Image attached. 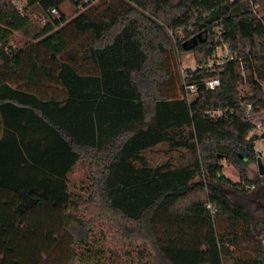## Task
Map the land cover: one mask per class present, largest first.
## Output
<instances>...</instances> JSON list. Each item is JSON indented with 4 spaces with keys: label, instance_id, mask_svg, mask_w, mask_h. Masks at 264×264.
<instances>
[{
    "label": "trees",
    "instance_id": "trees-1",
    "mask_svg": "<svg viewBox=\"0 0 264 264\" xmlns=\"http://www.w3.org/2000/svg\"><path fill=\"white\" fill-rule=\"evenodd\" d=\"M93 1L0 0V264H225L234 250L247 253L234 264H264L251 215L225 190H246L264 138L247 139L239 106L264 110V0ZM224 45L237 57L207 67ZM190 49L188 101L170 59ZM80 165L86 199L71 190Z\"/></svg>",
    "mask_w": 264,
    "mask_h": 264
},
{
    "label": "rangeland",
    "instance_id": "rangeland-1",
    "mask_svg": "<svg viewBox=\"0 0 264 264\" xmlns=\"http://www.w3.org/2000/svg\"><path fill=\"white\" fill-rule=\"evenodd\" d=\"M112 1L113 0H94L91 5L92 6L96 5V6H100L101 8H103L104 6H106L105 5L106 2L109 3ZM177 1L178 0H172L173 3ZM116 5L118 6L120 5V0H116ZM63 9L67 11L70 18L75 15L69 3L64 4ZM26 40H28V38L22 32H15L13 35V42L18 47L24 46ZM226 48L227 47L225 46V50H221L220 48L217 49V53L221 55L222 53L227 52ZM170 63L173 66V68L177 71L179 70L181 71L182 67L187 68V67H195L199 65L196 62V51L193 49L185 50V51L176 50L172 52ZM242 68H243L242 71H244V75L240 76L239 89L242 95L245 96V95H248L251 86L249 83L250 82L249 70L245 66ZM178 91H180V85L178 86ZM179 95L182 96V93H179ZM251 119L257 121L259 117L253 116L251 117ZM263 142L264 140L258 141L256 143V147L260 151L259 157L264 162V150L261 149L262 148L261 146L264 147ZM155 154L156 156L158 155L161 156V153L159 151L155 152ZM245 169H246V175L250 179V181H243L242 179V183L245 182V184H243L241 187L245 188L246 190L238 192L233 187H229V186L225 187V190L233 200L235 201L242 200V202L245 203L246 205L248 204V205L255 206L257 203V200L264 198V176H261L258 171L257 161L250 162L248 165L245 166ZM224 172L227 176H229L235 181L241 180L239 170L226 160L224 161ZM88 179L89 177H88V171L86 170V167H84L83 165L78 166L72 176L71 190L73 191V193H76V195L81 197L82 199H86L88 197V191H89V180ZM4 197H5L4 195L0 194V201ZM84 214L89 215V211L87 210L84 211ZM263 219H264V216H261V215L255 216L253 219V226H254L258 239L261 240L262 244L264 245V229H262V225H261L263 222ZM231 255H230L231 256L230 258L228 257L225 259V264H234V257H244L245 255H247V253H242L241 250H234L231 253Z\"/></svg>",
    "mask_w": 264,
    "mask_h": 264
},
{
    "label": "built area",
    "instance_id": "built-area-1",
    "mask_svg": "<svg viewBox=\"0 0 264 264\" xmlns=\"http://www.w3.org/2000/svg\"><path fill=\"white\" fill-rule=\"evenodd\" d=\"M5 1H9V0H5ZM11 1H13V3L17 7H19L20 9H23L27 5V0H11ZM80 9L81 10L84 9V6L81 5ZM31 11L36 17H38L42 20H45L47 18V12L45 10H43L39 4H35V5L31 6ZM51 13L53 15H59L60 14L58 8H52ZM225 46L226 45H224V47H220V49L225 50ZM226 47H227L226 48L227 52H224L221 55L218 54L217 50H216V52L214 54V58L211 61H209V63L206 64V66L207 67H213L215 64L222 65L229 60L235 59L237 57V55L230 53L228 46H226ZM202 66L203 65H200L199 67H202ZM244 66L247 68V66L245 64H243V62H240V65H239V75L240 76L244 75V71H242L243 70L242 67H244ZM192 68L196 69V68H198V66H195ZM185 71H186L185 68L182 67L181 75L183 78V80H182L183 88L181 90V93H182L181 97L190 101L192 99L193 95L197 92V85L195 83H187L185 81ZM204 83H205L207 88L215 89L221 84V80L219 77H210V78L205 79ZM239 106H241L244 109L247 118L249 120H251L255 125V128L253 129L251 134L247 137V139L250 140L252 135L255 133H257L259 135L264 134V110H262L260 112H254L252 103L250 101H245V102L239 103ZM211 114H214V113L211 112ZM253 116H258L259 119L257 121L252 120L251 117H253ZM207 206L209 208H211V204H208Z\"/></svg>",
    "mask_w": 264,
    "mask_h": 264
},
{
    "label": "crops",
    "instance_id": "crops-1",
    "mask_svg": "<svg viewBox=\"0 0 264 264\" xmlns=\"http://www.w3.org/2000/svg\"><path fill=\"white\" fill-rule=\"evenodd\" d=\"M264 140V138H261V139H259L258 141H263ZM257 141V142H258ZM256 142V143H257ZM264 143V142H263ZM262 148L261 149H263L264 150V147L263 146H261ZM257 148V147H256ZM257 151H258V153H259V155H260V151H259V149L257 148ZM164 158V157H163ZM225 173V172H224ZM250 178H252V177H250ZM263 200V201H262ZM237 202H239L240 204H242L243 206H245V208H246V210L249 212V214L251 215V217H252V220L254 219V217L255 216H257V215H261V216H264V198H262V199H260V200H257V203H256V205L255 206H252V205H246L245 203H243L242 202V200L241 201H237ZM255 211H256V213H255ZM263 211V212H262ZM264 219H263V222H262V229H264Z\"/></svg>",
    "mask_w": 264,
    "mask_h": 264
},
{
    "label": "water",
    "instance_id": "water-1",
    "mask_svg": "<svg viewBox=\"0 0 264 264\" xmlns=\"http://www.w3.org/2000/svg\"><path fill=\"white\" fill-rule=\"evenodd\" d=\"M199 36H201V34H199ZM198 41L193 38L191 40L188 41V43L190 44L189 47H192L194 46L195 43H197ZM257 167H258V171L260 173L261 176H264V162L261 160L260 157H258L257 159Z\"/></svg>",
    "mask_w": 264,
    "mask_h": 264
},
{
    "label": "flooded vegetation",
    "instance_id": "flooded-vegetation-1",
    "mask_svg": "<svg viewBox=\"0 0 264 264\" xmlns=\"http://www.w3.org/2000/svg\"><path fill=\"white\" fill-rule=\"evenodd\" d=\"M263 201V200H262ZM248 205V204H247ZM263 212V211H262ZM255 213H256V211H255Z\"/></svg>",
    "mask_w": 264,
    "mask_h": 264
}]
</instances>
